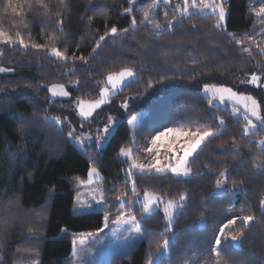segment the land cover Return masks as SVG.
<instances>
[{"label": "trees", "instance_id": "16d2710c", "mask_svg": "<svg viewBox=\"0 0 264 264\" xmlns=\"http://www.w3.org/2000/svg\"><path fill=\"white\" fill-rule=\"evenodd\" d=\"M67 2L64 32L58 33L53 21L61 11V0H50L51 17L34 15L29 10L34 0H11L16 13L7 7L9 0H0V31L13 38L11 45L0 42V68L12 69L0 72V199L14 204L15 218L0 253L6 264H73L72 239L100 229L105 214L109 222L123 211L140 216L142 204L133 202L145 191L179 201L184 195L171 226L167 228L163 212L155 210L142 218L140 242L125 254L111 253L102 264H149L164 240H169L167 254L154 264H215L211 248L220 226L242 215L255 219L247 226L237 220L233 228L239 232L243 227V235L236 242L231 240L236 232L225 229L221 247L228 245L230 264H264V214L259 206L264 198V145L260 144L264 126L245 133L243 117L227 104H210L201 91L204 84H214L249 93L264 119V90L259 84L242 83L253 73L264 77V56L256 48V44L264 47V14L258 15L264 0H222L227 10L225 31L214 28L217 19L212 13L191 11L159 32L144 18L153 0ZM159 6L167 10V17L177 15L174 8ZM112 26L117 34L105 37L93 52L99 37ZM17 32L27 49L16 42ZM229 33L237 38L251 35L254 40L236 45ZM32 44L44 47L32 48ZM242 47L250 48L253 56L241 52ZM52 48L68 59L55 57ZM73 53L87 63L73 58ZM123 68H131L135 77L92 116L79 118L74 101L97 98L106 76ZM51 84L64 85L68 97H50ZM140 110L145 112L137 141L144 147L164 127L216 132L221 119L224 127L190 158V176L132 171L126 180L128 167L117 153L129 142L128 119ZM108 123L113 126L102 148H97L95 138L81 143L68 138L69 129L82 135L84 130L100 132ZM135 156L145 155L139 151ZM90 165L101 174L105 203L102 210L76 212L72 210L75 187L86 178ZM225 168L227 179L223 178L224 188L219 191L217 180H222L220 172ZM117 197L127 202L119 206ZM39 211L46 219L36 217Z\"/></svg>", "mask_w": 264, "mask_h": 264}, {"label": "rangeland", "instance_id": "374dc122", "mask_svg": "<svg viewBox=\"0 0 264 264\" xmlns=\"http://www.w3.org/2000/svg\"><path fill=\"white\" fill-rule=\"evenodd\" d=\"M213 3V0H196L195 6H192V0H188V6H187V13L194 11L199 13H212L210 8H206L205 4L211 5ZM215 3L218 5H223L222 0H215ZM160 4H163L168 7H172L175 9L177 15L175 18L181 15V13L185 9V3L184 0H168L167 3H164V0H157L156 6L152 7L149 11L148 18L146 21L150 24L151 28L159 32L165 28H168L172 25V22L174 18L167 17L165 13H167V10L165 8H161L159 6ZM225 8V7H224ZM160 9V10H159ZM260 10V8H259ZM258 10V13H259ZM227 10L225 8V20H226ZM261 16L262 14H258ZM151 21V22H149ZM169 22H171V25H169ZM156 24H159L161 27L159 29L156 28ZM225 24V21H224ZM124 69H130L133 73L134 71L131 68H123L117 72H111L108 75H113L114 78L118 77L119 73L123 71ZM107 75V76H108ZM253 75V74H252ZM252 75H250L247 80H250ZM261 78L262 81H264V77L256 74ZM106 76V83L101 87L100 95L91 100L87 99H77L74 101L75 108L77 111V114L79 118L81 119H87L92 114L100 108L103 104L107 103L109 100V97L111 94L115 93L118 88H120L125 82L133 79V78H127L125 81H122L120 84L116 85V88L113 89L112 85L108 83ZM135 77V73H134ZM250 85L257 86L258 84L261 86V88L264 90V83L258 82L257 84H251ZM208 85H214V84H208ZM217 89H231L233 93H236V96L233 97L231 93L227 91H210L208 93H205L203 91V87L201 91L204 95L208 96L210 100L212 101V104H221V105H228L230 106L233 113L237 116L245 117L247 114L248 119L251 120L252 124L256 125L255 128H252L251 131H254L258 128L260 125V120H258L255 116L251 115V112L246 113V108L251 109L252 104L250 100H246V97L251 96L253 99L256 100L254 96H252L249 93L246 92H239L235 89L227 86L222 85H215ZM107 88L108 92L105 94L103 90ZM49 95L52 98H65L68 97V95H62V92H67L66 88L62 84H51L48 87ZM53 91H55L56 95H53ZM68 93V92H67ZM223 96L224 99L221 100L220 97ZM257 101V100H256ZM258 104V102H257ZM259 105V104H258ZM84 111L85 115H81V111ZM144 110H140L134 115H132L128 119V125L130 129L129 134V142L125 145H123L119 152L117 153V158L124 161L128 167L127 172L129 171V165L132 163L136 164H149V163H155V159L159 158L161 161V166H165L169 162L175 163V160H171V157L173 154L175 155H182V152H179V146L186 144L187 140L190 139V137L185 136H176L174 133H170L166 137H162L160 141L157 142L155 146L151 144V140L149 141L147 146L138 145V125L140 122L141 117L144 114ZM260 115V110H259ZM133 117H136L135 120H133ZM261 117V116H260ZM245 119V118H244ZM131 121V123H130ZM246 123L243 127V131L245 132L246 128H250L251 125L248 124V120H246ZM107 125L110 126V129H112L113 123H108ZM105 127V126H104ZM101 131H97L96 129L94 131L91 130H84L82 136V141H88L89 139H86L84 137L91 136L92 139L97 137H100L99 139V146L97 145V148H102L106 140L108 138V133H104L103 129ZM173 129H179L181 132H187V131H197V129H189L187 127H184L182 125H176L172 127ZM100 130V128H99ZM200 131L207 130L205 128L199 129ZM248 131V132H251ZM245 132V133H248ZM135 137V140L133 139ZM81 143V141H79ZM174 145L173 152H169V146ZM82 145V144H80ZM151 148L153 151L149 153L148 149ZM124 150L125 152H128V156L121 155V150ZM142 152L144 157L137 158L135 154L137 152ZM156 153H159V156L156 157ZM191 158V157H190ZM189 158V160H190ZM186 168H189L188 163L185 165ZM90 168H95L96 175L89 176V170ZM131 171H140L139 169H131ZM154 171V170H153ZM191 174V172H190ZM187 175V176H190ZM174 175V174H173ZM175 176V175H174ZM187 176H179V177H187ZM223 178L221 180V186L218 187L219 191L223 190ZM145 193H147L150 197H159L160 202L156 203L152 206L150 210V214H146L143 212V203L145 198ZM184 197V195H182ZM184 200V199H183ZM177 200H171V199H165L161 197L156 192L151 191H145L141 194H137L135 196L133 203L142 204L141 208V215L135 216L134 214L130 212H121L119 216H117L112 222H109V219L107 221H103V225L100 229L89 232L85 235L76 236L72 239L71 242V252L74 256V263L73 264H102L107 262L109 256L111 253L116 254H125L127 253L133 246L138 244L142 238V232L141 228L140 231L137 232L135 227L133 226L131 222V216H135L137 221H142L143 217H148L151 215L155 210H161L165 217V225L167 228H169V217L167 213L165 212V209H168V202L171 201L174 205H176L172 209H168L172 213V221L174 214L176 211L180 208L182 201ZM127 200L124 197H120L118 199V205L122 206ZM104 197H103V185L101 183V174L99 170L93 166L90 165L87 171V176L83 181H79L78 185L75 187V192L73 196V202H72V210L76 212H82V211H91V210H102L104 206ZM102 230V231H101ZM219 234V232H218ZM165 241V240H164ZM164 241L161 245V247L156 252L155 256L152 257L151 261L156 262L159 257L165 256L167 254L168 245L165 246ZM168 244H169V240ZM236 242V241H235Z\"/></svg>", "mask_w": 264, "mask_h": 264}, {"label": "snow or ice", "instance_id": "6c2138e0", "mask_svg": "<svg viewBox=\"0 0 264 264\" xmlns=\"http://www.w3.org/2000/svg\"><path fill=\"white\" fill-rule=\"evenodd\" d=\"M168 0H164V3H167ZM157 3V0H153V4L151 5L152 7H155ZM185 3V9L184 11L181 13V15L185 14L187 12V6H188V0H184ZM196 0H192V6H195ZM8 8L11 9L12 13H16V8L12 7L11 5V0H9L8 3ZM61 11L57 13L58 18L55 19L53 21L54 24H56L58 27L56 28V32L58 33H63L64 32V25H65V16L68 14V9L70 7L69 3L67 2V0H61V3L59 5ZM206 8H210L211 12L213 14L214 17H216L217 19V23L214 25V28H216L217 30L220 31H225V25H224V21H225V8L222 5H218L215 3V0H213V3L211 5L205 4ZM29 10L34 14V15H41V16H48L51 17L52 16V11L50 8V0H48V2H46V0H34V3L29 5ZM87 11V9H86ZM126 12L130 11V9H125ZM258 14H264V7H261L259 10ZM149 13L147 11L144 12V18L147 19L148 18ZM165 15H167V13H165ZM175 19V16L173 17ZM92 21V17L89 16L88 17V23L90 24ZM151 22V21H149ZM132 25L135 26L136 25V19L133 17L132 21H131ZM169 25H171V22H169ZM157 29H159L161 26L159 24L155 25ZM25 27H27V24H25ZM195 27V26H193ZM124 32H128V29H124ZM118 32L117 27L112 26L108 31L105 32L104 35L99 37V40L96 42V47L93 48V52H96L97 49H99L101 47V42L105 41V37L107 36H114L116 35ZM230 40L232 42H234L236 45H243L244 41L247 40L249 42L254 40V37L251 35H246L242 38H237L235 34L229 33L228 34ZM16 37H17V43L19 45H21L24 49H27L29 47L28 44L25 43L24 39L21 37L20 33L17 32L16 33ZM58 37L56 36H50L49 39H57ZM0 42L4 43L5 45H11L13 44V38L9 35H7L5 32L0 31ZM32 48H43L44 45H40V44H32L31 45ZM256 48L258 49L257 54L264 56V47H261L260 44H256ZM241 52L243 53H247L249 56H253V51L250 48H245L242 47ZM52 54L59 58V59H65L67 60L68 57L62 53L61 51H59L56 48H52ZM73 58L75 59H79L84 61L85 63H87L86 58L84 57H75V54L73 53ZM193 63H195V61H193ZM259 62H258V67H259ZM5 71H12L11 68L8 69H4V68H0V72H5ZM127 78H134V73L130 70V69H124L123 71H121L118 75V77L114 78L113 75H108L107 76V81L109 84L112 85L113 89L116 88L117 84H120L122 81H125ZM258 82L260 83H264V81L261 80V78L259 76H257L255 73H253L252 77L250 80H246V81H242V83H251V84H257ZM203 91L205 93H208L210 91H227L229 93H231V95L233 97L236 96V93H233L232 90L229 89H217L215 85H208V84H204L203 87ZM103 92L105 94H107L108 89L105 88L103 90ZM53 95H56L55 91H53ZM62 95H68L67 92H62ZM221 100L224 99L223 96L220 97ZM246 100H250L252 107L251 109H247L246 108V113L247 112H251L252 116H255L258 120H260V124L261 126H264V119H261L260 115H259V105L257 104V101L255 99H253L251 96L246 97ZM209 103L211 104L212 101L209 100ZM262 103H264V101H262ZM126 106V105H125ZM81 115H85L83 109L81 111ZM246 120H248V124L251 125L250 128H246L245 132L251 131L252 128H255L256 125L252 124L251 120L248 119L247 114L244 117ZM45 120H51L53 119L52 117L49 116H45L44 117ZM57 123H61L60 118H55ZM66 119V118H65ZM136 117H133V120H135ZM109 121L113 120V117L109 116L108 117ZM193 123H195V121H192ZM131 123V121H130ZM219 126L216 130V132H214L211 128H208L207 130L204 131H200L199 129H197V131H187V132H181L179 129H173L172 127H164L163 131H157L156 134L152 137L151 140V144L153 146H155L157 144L158 141L161 140L162 137H166L168 136L170 133H174L176 136H185V137H190V139L187 140L186 144L184 145H180L179 146V152H182V155H175L173 154L171 157V160H175V163H171L169 162L168 164H166L165 166H161V161L159 158L155 159V163H149V164H136V163H132L129 165V171L126 173V180H130L132 175L134 174L131 169H139L142 173L145 174H151L154 170L155 174H164L166 172H171L172 174H174L175 176L179 177V176H187L190 174L191 169L190 168H186L185 165L189 162V158L193 157L194 154H197V150L200 149L201 145L205 143V141L209 138L212 137L216 134L219 133V131L224 127V121L221 119L219 120ZM110 126L109 125H105L103 132L104 133H108L110 132ZM21 135L24 134L25 131V126L21 125V128L19 129ZM68 138L70 139H74V140H78L82 142V136L78 135L75 131V129H69L68 133ZM86 139H92V137L89 135L87 137H84ZM99 139L100 137H97V142H98V146H99ZM135 140V137L133 138ZM261 145H264V140L260 141ZM175 146L171 145L169 146V152L172 153L173 152V148ZM19 151V150H18ZM149 153H151L153 151V149L149 148L148 149ZM121 155L123 156H128L129 153L125 152L123 149L121 150ZM156 157L159 156V153L155 154ZM227 172L228 170L225 168L224 171L220 172V177L224 178V180L226 181L227 179ZM96 170L95 168H90L89 170V176H93L96 175ZM233 184H235V181H233ZM221 186V180L218 179L217 180V187ZM136 190V184L135 181L132 182V191L135 192ZM117 199H120L119 197H117ZM181 200L184 199L183 196L180 197ZM160 199L159 197H150L147 193H145V198H144V203H143V212L146 214H150V210L152 208V206L156 203H159ZM176 205H174L171 201L168 202V209H172L174 208ZM259 206L261 209L262 214H264V198H261L259 200ZM14 207V204L12 202H5L3 199H0V253L4 252V242L7 238V234H8V230L10 228V225L12 222H14V217L12 215V208ZM168 209H165V212L167 213L168 217H169V227L171 226L172 223V213L170 211H168ZM243 211V209L241 210ZM36 217L39 218L40 220H44L46 219L45 213L43 211H39L35 213ZM105 221H107L109 219L108 215L105 214L104 217ZM255 219V217L253 215H242V216H237V217H233L232 219H228L227 223L223 224L222 226H220L219 228V234H217L215 236V241H214V246L211 248V252L215 253V264H230L231 261V257L228 255L227 253V244H224L223 247H221V236H223L225 234V229H229L230 231L236 232V229L233 228V226L237 223V220L242 221V225L243 226H247L251 221H253ZM131 222L133 224V226L135 227L136 231L139 232L140 228L142 226V221H137L135 216H131ZM64 230L62 229V232ZM102 231V230H101ZM28 232L29 234L33 233V229L32 227L28 228ZM243 235V227L241 228V230L239 232H236V234L231 235V240L236 241L238 240L241 236ZM227 238V237H225ZM165 246L168 245V241L165 240L164 241ZM21 249H18L17 252H21ZM38 255V254H37ZM19 259V257H17ZM0 264H6L5 261V257L4 255H0ZM149 264H153V262L151 260H149Z\"/></svg>", "mask_w": 264, "mask_h": 264}]
</instances>
